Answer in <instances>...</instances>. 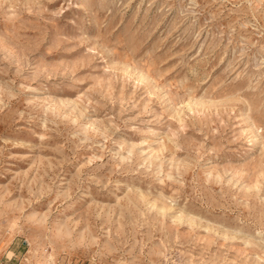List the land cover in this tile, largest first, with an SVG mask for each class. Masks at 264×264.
Wrapping results in <instances>:
<instances>
[{
  "label": "rangeland",
  "instance_id": "rangeland-1",
  "mask_svg": "<svg viewBox=\"0 0 264 264\" xmlns=\"http://www.w3.org/2000/svg\"><path fill=\"white\" fill-rule=\"evenodd\" d=\"M0 264H264V0H0Z\"/></svg>",
  "mask_w": 264,
  "mask_h": 264
}]
</instances>
